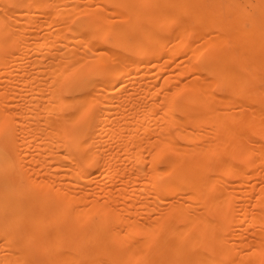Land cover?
<instances>
[{
  "label": "bare ground",
  "instance_id": "1",
  "mask_svg": "<svg viewBox=\"0 0 264 264\" xmlns=\"http://www.w3.org/2000/svg\"><path fill=\"white\" fill-rule=\"evenodd\" d=\"M0 209L79 211L71 264H264V0H0Z\"/></svg>",
  "mask_w": 264,
  "mask_h": 264
},
{
  "label": "rangeland",
  "instance_id": "2",
  "mask_svg": "<svg viewBox=\"0 0 264 264\" xmlns=\"http://www.w3.org/2000/svg\"><path fill=\"white\" fill-rule=\"evenodd\" d=\"M5 211V212H4ZM15 211H18V210H10V209H0V231L5 235V233H4V231H5V229L3 228V226L8 230L9 228V230H10V232H11V230H12V228H14V226H15V229H17V230H15V229H13L14 230V232L16 231V232H18V233H16L17 234V236L15 237V233H13V236L11 237V240H12V243L13 244H15V243H17L18 241H16V239H20L21 240V242H23V247L22 246H19V245H17V244H15V245H13V246H11L12 245V243L10 244V242H9V238L5 241V239H4V236H1L2 237V241L0 240V244L2 245V246H0V247H3V248H0V250L3 252V256L5 257V258H3V256H2V261L3 260H5L4 261V263L6 264V262H10V263H12L11 262V258L10 257H13V260H15V259H17V258H15L14 259V257L16 256V255H12V256H8L7 254H4V251L6 252V243L7 242H9L8 244H9V248H10V246H11V248L10 249H12V251H13V247H18V248H14V253H16V254H18V253H23V252H26V253H24V257L23 258H25L24 260H23V258H22V260H23V262H20L21 264L23 263H27V264H36V263H38V264H45V263H43L42 261H46V262H48L49 264H71V262H70V259H71V257L70 256H73L75 253H76V255L77 256H79L80 258H78L76 261L78 262H80L82 259H86V258H91V252H92V250H90V249H93V246H94V244L97 242V240H98V234L96 233V231H95V229L93 228V227H89V226H87L86 224H85V222H83V223H79V221L81 222L82 221V219H83V221H85L84 220V217L82 218L81 216H79V215H77L78 216V218H80L81 217V219H78L77 218V216L75 215L77 212H79V211H77V212H75V214H68V215H61L60 214V212H65V213H69V211L70 212H74L73 210H64V211H59V210H57V211H55V210H51V212H52V214H50V211H47V210H33V213L32 214H30V216L32 217V218H29V216H27L28 214H26V213H28L27 212V210L25 211V212H23V210L22 211H19V213L18 212H15ZM45 212H47L44 216H43V214ZM56 214H55V213ZM5 213H6V215H5ZM48 213H49V215L50 216H52V217H50V216H47L48 215ZM41 214V215H40ZM78 214V213H77ZM16 215V216H15ZM18 215H20L19 216V218L21 219H18L17 217H18ZM33 215V216H32ZM35 216H38V218L37 217H35ZM40 216H42V218H41V220L39 221V218H40ZM58 216V217H57ZM68 216V217H67ZM72 216V217H71ZM8 217V218H7ZM45 217V218H44ZM49 217V218H48ZM7 218V219H6ZM13 218V219H12ZM22 218L23 219H25L24 221L22 220ZM34 218V219H33ZM43 218H44V220H43ZM46 218H48V219H50L51 218V222H50V224H52L53 226L51 227V225L49 224V223H47L48 222V220H45ZM53 218V219H52ZM59 218V219H58ZM77 218V219H76ZM5 219V220H4ZM31 219H33V220H31ZM54 219H56V220H54ZM17 220H19V221H17ZM43 220V221H42ZM76 220V221H75ZM10 221V222H9ZM15 221V222H14ZM19 222V223H17V222ZM31 221V222H30ZM50 221V220H49ZM78 221V222H77ZM3 222H4V224H3ZM8 222V223H7ZM13 222V223H12ZM20 222H21V224H20ZM27 222V223H26ZM31 223V225H32V227H31V225H29L30 223ZM76 222V223H75ZM10 223V224H9ZM15 223L17 224V226L15 225ZM26 225H25V224ZM79 223V224H78ZM9 225V227L7 226V225ZM19 224V225H18ZM14 225V226H13ZM22 225V226H21ZM19 226L21 227V228H19ZM68 226V227H67ZM76 226H77V228H76ZM12 227V228H11ZM17 227V228H16ZM23 227V228H22ZM25 227H26V229H27V232H28V234H27V232L26 231H24V229H25ZM33 227H35L34 228V230H33ZM51 227V228H53L52 229V231H50L51 230V228H50V230H49V228ZM71 227H72V229H71ZM74 227V228H73ZM43 228V229H42ZM4 229V231H2ZM21 229V230H20ZM31 229L33 230V232L34 233H32L31 232ZM5 231V232H9V230L8 231ZM12 230V231H13ZM44 232V238H43V235H42V231ZM69 230V231H68ZM74 230H75V232H74ZM35 231H36V233H35ZM41 231V232H40ZM55 231V232H54ZM66 231V232H65ZM72 231H73V233H72ZM22 233V232H25V235L24 236H29V235H31V236H29L30 238L28 239L27 237H24L23 235H19V233ZM30 232H31V234H30ZM2 233H0V234H2ZM12 233V232H11ZM20 233V234H21ZM45 233H47V238L45 237ZM48 233H50V234H53V235H50V234H48ZM34 234V235H33ZM10 235V234H9ZM12 235V234H11ZM67 235V236H66ZM73 235V236H72ZM7 236H8V233H7ZM34 237V240H33V237ZM52 236V237H51ZM10 237V236H9ZM75 237H77L76 239H75ZM85 239V240H83V238ZM5 238H7V237H5ZM15 239V241L13 242V240ZM38 238V239H37ZM56 238V239H55ZM66 238V239H65ZM96 238V239H95ZM4 239V240H3ZM32 239V240H31ZM37 239V240H36ZM46 239V240H45ZM48 239V240H47ZM51 239H53V240H51ZM55 239V240H54ZM82 239V240H81ZM3 241H5V243H3ZM37 241V244H39V245H36V244H34L35 242ZM25 242H27V243H25ZM83 242V243H82ZM88 245H87V244ZM4 244H5V246H4ZM19 244H21V243H19ZM35 246H34V245ZM34 247H33V246ZM24 246L26 247V249L24 250L23 248H24ZM4 247H5V249H4ZM22 247V248H21ZM35 247H37V248H35ZM41 247V248H40ZM85 247H86V249H85ZM87 247H89L88 249H87ZM8 248V247H7ZM35 248V249H34ZM38 248H40V249H38ZM67 249H70V250H67V252H69L70 251V253H68V255L69 256H67V253H66V250ZM84 249H85V251H84ZM26 250H28V251H26ZM35 250V251H34ZM59 250V251H58ZM63 250H65L64 252H62ZM71 250H73L72 252H73V255H72V252H71ZM87 250V251H86ZM1 251H0V254L2 255V253H1ZM38 251H40V252H38ZM88 251H90V253L88 252ZM31 254V257H29L30 255L28 254ZM55 252H58L57 253V255H58V257H59V254L62 256H60V261H59V258L57 257V255H55ZM60 252V253H59ZM62 252V253H61ZM35 253V254H34ZM78 253V254H77ZM71 254V255H70ZM29 255V256H28ZM89 255V256H88ZM42 256V257H41ZM21 257H22V255H21ZM21 257H18V259L20 258V260H21ZM38 257H40V258H38ZM70 257V258H69ZM74 257H75V255H74ZM82 257V258H81ZM11 259V260H8V259ZM31 258V259H30ZM52 258H56L57 259V261L56 260H54V259H52ZM76 258V257H75ZM7 259V260H6ZM40 259H42V261L40 260ZM62 259V260H61ZM56 261V262H55ZM58 261L59 262H61V263H58ZM72 261V260H71ZM42 262V263H41ZM14 263V262H13ZM16 263H17V261H16ZM20 263H17V264H20ZM47 263V264H48Z\"/></svg>",
  "mask_w": 264,
  "mask_h": 264
}]
</instances>
